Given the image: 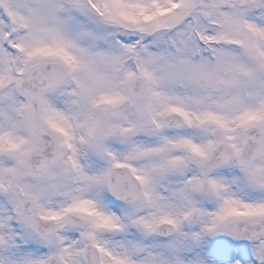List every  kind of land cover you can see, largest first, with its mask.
I'll use <instances>...</instances> for the list:
<instances>
[{
	"label": "snow or ice",
	"instance_id": "1",
	"mask_svg": "<svg viewBox=\"0 0 264 264\" xmlns=\"http://www.w3.org/2000/svg\"><path fill=\"white\" fill-rule=\"evenodd\" d=\"M0 264H264V0H0Z\"/></svg>",
	"mask_w": 264,
	"mask_h": 264
}]
</instances>
